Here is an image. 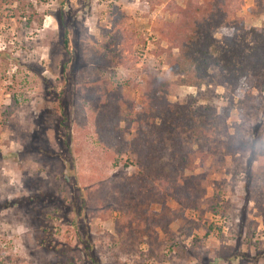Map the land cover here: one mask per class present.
I'll return each instance as SVG.
<instances>
[{"label":"rangeland","instance_id":"obj_1","mask_svg":"<svg viewBox=\"0 0 264 264\" xmlns=\"http://www.w3.org/2000/svg\"><path fill=\"white\" fill-rule=\"evenodd\" d=\"M157 80L193 132L154 133ZM39 128L43 148L17 154ZM159 176L190 200L152 192ZM5 202L0 264H264V0H0Z\"/></svg>","mask_w":264,"mask_h":264},{"label":"trees","instance_id":"obj_2","mask_svg":"<svg viewBox=\"0 0 264 264\" xmlns=\"http://www.w3.org/2000/svg\"><path fill=\"white\" fill-rule=\"evenodd\" d=\"M194 23L195 22L192 23V26H194ZM115 28L119 29L118 26H115ZM198 28L200 30H202V32H200L199 35H201L202 38L206 39V34H207L206 32L207 31H206L205 25L199 26ZM196 30H197V28H196ZM195 31H194V34H195ZM204 35H205V37H204ZM193 36L194 35H192V37ZM64 40L66 43V38ZM208 44H209V46L205 49V47ZM208 44L204 43L202 46L199 47L200 50L198 52L202 57H203V55H204V57L215 55L214 44H212V43L211 44L208 43ZM191 59H192L191 57L187 58L186 54L182 50L181 51L179 50V59L177 60V66L179 67V70L181 69L180 72H183L185 74L192 72L194 77L197 79V81L195 82V85H197V86H199L203 82L207 81V79H209L208 81H210V74H209L208 68H207L208 66L200 64L198 61H196L194 59L191 60ZM180 81H181V83H184L186 85H190L192 83L191 81L184 79V78H181ZM168 92H169L168 91V85L166 84V82H163V81L161 82V81L157 80L156 88L154 89L153 94L148 97L149 110H147L145 118L147 117L146 120H149L150 123H152L154 133L156 131H158L157 135L169 136V135H173V133H175L177 129H181V130L186 129V130L193 132V130H194V128L198 122L195 120V117L193 116L194 115L193 112L190 111V109L188 107H186L187 105L178 104L171 111H168L161 106L159 98L161 96H166L168 94ZM120 101L121 100H118V103H119V104L117 103L118 105H121ZM145 109H148V107ZM39 130H40V128H39ZM43 131L44 130L41 129L40 131H37L35 134H33L29 143L25 144L21 148V150H19L16 153L17 154H20V153L24 154V153L31 151L32 149H36V150L42 149L43 148L42 147V145H43V133H44ZM135 149H137V148H135ZM165 149H167V146H165ZM169 149L172 150L173 153L178 155L176 161L174 160L176 158V156H174L175 158L173 159V161L175 162V164H178L179 167L182 169L186 168L185 165L187 163H189V160L191 159V157L189 155L190 152L187 155L186 154L184 155V151L181 150V145H180L179 140H174L170 144ZM153 153H156V152L153 151ZM157 153L160 157H162V155H163L162 151L157 152ZM192 154L193 153H191V156H192ZM137 165L144 166V164H142L141 158H138ZM172 166H173V164L169 162L168 168H171ZM169 177H167V178H165L163 176L157 177L156 178L157 180H155L154 182H157L159 184L158 187L155 185L154 182L144 181V183H145V185H150L152 187L151 191L155 187H156L155 189H160V186H163L162 192L165 193V195L171 197L175 202H177L179 204H183V203L188 202L190 200V196H191L188 192V189L187 188L184 189L183 184L182 185L178 184L175 182V180L172 177L171 178H169ZM64 179H65V177H64ZM130 188L123 193L128 194L129 191L130 192L132 190L135 191V189H130ZM8 204H9L8 202L2 203V204H0V207H6V205H8ZM81 223H82V220H81ZM67 264H71V263H67Z\"/></svg>","mask_w":264,"mask_h":264}]
</instances>
